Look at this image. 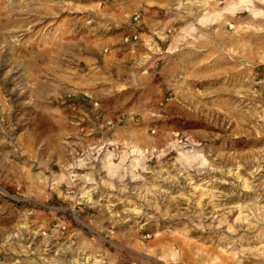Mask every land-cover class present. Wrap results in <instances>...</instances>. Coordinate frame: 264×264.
<instances>
[{
	"label": "rangeland",
	"instance_id": "374dc122",
	"mask_svg": "<svg viewBox=\"0 0 264 264\" xmlns=\"http://www.w3.org/2000/svg\"><path fill=\"white\" fill-rule=\"evenodd\" d=\"M185 2L0 0V264H264V23Z\"/></svg>",
	"mask_w": 264,
	"mask_h": 264
},
{
	"label": "bare ground",
	"instance_id": "6f19581e",
	"mask_svg": "<svg viewBox=\"0 0 264 264\" xmlns=\"http://www.w3.org/2000/svg\"><path fill=\"white\" fill-rule=\"evenodd\" d=\"M216 1L217 0H186L185 4L192 5L197 2V4L200 6H206V8L208 9H214ZM262 3H264V0H229L228 4L225 7L220 8L213 13L210 12L209 15H206L207 13H203V16L198 18L197 21L201 24L215 23V20L223 19V14H231L235 15L236 17L237 13L240 14L246 11L248 12V17L251 21L256 23H264V13L261 9H258L259 7H256L257 4L259 5ZM202 9H205V7H203ZM259 26H261V24H259ZM261 48H264V46H259L255 49L258 50Z\"/></svg>",
	"mask_w": 264,
	"mask_h": 264
},
{
	"label": "built area",
	"instance_id": "2783aa9c",
	"mask_svg": "<svg viewBox=\"0 0 264 264\" xmlns=\"http://www.w3.org/2000/svg\"><path fill=\"white\" fill-rule=\"evenodd\" d=\"M134 38H136L135 36H134ZM128 39V38H127Z\"/></svg>",
	"mask_w": 264,
	"mask_h": 264
}]
</instances>
